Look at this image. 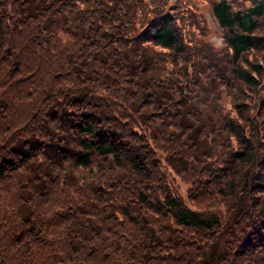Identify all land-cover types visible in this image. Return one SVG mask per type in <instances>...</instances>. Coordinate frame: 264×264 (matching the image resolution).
I'll return each instance as SVG.
<instances>
[{"label":"trees","instance_id":"obj_1","mask_svg":"<svg viewBox=\"0 0 264 264\" xmlns=\"http://www.w3.org/2000/svg\"><path fill=\"white\" fill-rule=\"evenodd\" d=\"M168 1L0 0V264H264V0Z\"/></svg>","mask_w":264,"mask_h":264},{"label":"rangeland","instance_id":"obj_2","mask_svg":"<svg viewBox=\"0 0 264 264\" xmlns=\"http://www.w3.org/2000/svg\"><path fill=\"white\" fill-rule=\"evenodd\" d=\"M216 1H218V0H216ZM177 3H179V0H169L168 1V5H167V8L165 10H172L173 9V11H171L172 16L175 15V8H176ZM195 3H196V9H197L195 12V15L200 16V9L202 6H204L203 16L205 18H207V12L209 11V7L207 6V5H209L208 2H206L204 0H196ZM206 21H207L208 28H209V35H213V34L217 33L218 30L216 29V27H214V26H217L215 20L213 19V24H214L213 27H212L213 24L209 20L206 19ZM215 42H217V40H215ZM261 68H262L261 69L262 75L259 78V82H261L262 85L258 88L257 95H259L260 97H264V65L261 66ZM261 100H262V98L258 101H254V99L251 100V102L249 103V108L254 107V108H258L261 111V107H260ZM243 105L247 106V104H243ZM249 118H250V116H249Z\"/></svg>","mask_w":264,"mask_h":264}]
</instances>
